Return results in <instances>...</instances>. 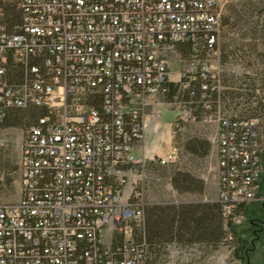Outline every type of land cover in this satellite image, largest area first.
Listing matches in <instances>:
<instances>
[{
    "label": "built area",
    "instance_id": "obj_1",
    "mask_svg": "<svg viewBox=\"0 0 264 264\" xmlns=\"http://www.w3.org/2000/svg\"><path fill=\"white\" fill-rule=\"evenodd\" d=\"M20 6L19 32L8 34L0 24V58L7 62L12 50L26 74L14 84L0 66V121L10 107L36 105L46 114L23 139L21 197L0 202V264H145V242L120 225L145 222L142 189L125 196L123 176L145 169L137 147L151 106L173 109L178 126L198 120V106L212 108L217 94L206 117L217 123L218 200L228 214L264 201V119L220 109L221 0H20ZM32 58L43 67L30 66ZM178 153L174 144L155 161L168 165ZM245 220L234 218L238 227ZM117 229L125 237L113 244Z\"/></svg>",
    "mask_w": 264,
    "mask_h": 264
},
{
    "label": "trees",
    "instance_id": "obj_2",
    "mask_svg": "<svg viewBox=\"0 0 264 264\" xmlns=\"http://www.w3.org/2000/svg\"><path fill=\"white\" fill-rule=\"evenodd\" d=\"M233 7V12L236 16L235 21L231 22V16L223 18V61L226 62L230 54L234 52L229 49L233 42L226 41L228 34L226 28L230 25L238 26L239 28L242 26V30L243 27H246L244 35L252 39L249 42L250 49L258 57H263L264 51H258L259 44H263L264 47L263 11L260 10L257 18H254L257 15L254 9L250 10L248 8L243 12L236 6L233 5ZM23 20L24 11L20 6V0H0V24L6 33L12 35L19 32ZM7 57L8 60L5 63L0 58V66L6 68L8 80L14 84L22 82L26 74L25 61L15 59L12 50L8 52ZM29 64L30 66L35 64L43 67V62L37 58H32ZM247 77L251 82H246V89H250L253 92L247 93L248 100L245 102L241 100L234 102V99L243 96V93L235 89L229 90L228 87H234V84H231L229 78L225 77L224 74L223 81L226 88L220 94L221 103L223 104L224 102L226 109L232 108L234 116L244 118L264 117V96H260L256 92L258 89L256 78L249 75ZM176 89L177 85L173 84L171 91L174 92ZM201 95L202 92L196 87L195 100L200 101ZM212 98L215 101L214 106L217 107V94H213ZM229 98L232 99V102L228 101ZM233 102L234 105L232 104ZM254 102H257V104L253 105ZM45 114L46 110L36 105L19 108L10 107L5 109V117L0 121V125L30 128ZM177 146L180 151V145L178 144ZM186 147L190 152L197 155L207 154L210 149V145H207L205 150L202 151L200 140L197 138L190 140ZM9 171V164L4 159L3 151L0 148V175L8 178ZM1 183L2 180H0ZM171 184L180 193H203L206 188L203 178L185 170L174 172ZM144 212V225L139 232L135 231V234H137L138 243L145 242V264H160L158 263L160 255L168 245L199 243L217 248L228 236L235 237V257L243 264H251L252 254L257 249L258 244L264 242V201H254L248 205L242 203L234 208L230 214L224 210L223 204L219 200L212 199L178 203H155L151 205L146 203ZM239 215L245 216L247 227L239 229L235 225L234 218ZM116 240L117 238L114 237L113 244L117 243Z\"/></svg>",
    "mask_w": 264,
    "mask_h": 264
},
{
    "label": "rangeland",
    "instance_id": "obj_3",
    "mask_svg": "<svg viewBox=\"0 0 264 264\" xmlns=\"http://www.w3.org/2000/svg\"><path fill=\"white\" fill-rule=\"evenodd\" d=\"M223 6L222 17L231 16V22L235 21L234 6L236 8L246 11L250 8L255 10L257 18L259 11L264 12V3H259L256 0H221ZM262 16L264 17V13ZM240 26V25H239ZM232 26L226 28L227 38L226 41L233 42L229 46L233 50L228 60L224 62L225 77L229 78L233 86L228 87L229 90H239L243 96L234 99L236 101L245 102L248 100L247 93H251L250 89H246L247 83L251 82L247 75L256 78L257 94L264 96V56L258 57L256 53L250 49L249 42L251 38L244 35L246 27ZM248 28V27H247ZM245 36V37H244ZM236 49V51H235ZM258 51H264L263 44H259ZM180 65L176 62L172 64L174 74L180 70ZM224 76V75H223ZM247 82V83H246ZM242 86V87H240ZM228 101L232 102L229 98ZM234 102L232 103L234 105ZM254 102L253 105H256ZM212 108L214 106L212 104ZM210 107L198 106L199 119L196 121L180 122L176 125V112L167 106H151L147 108L148 112H154L157 117V122L161 123V132L163 133L165 127L171 123L173 134V145H180L181 149L178 153L176 161L160 166L155 158L147 160L145 169L139 168L134 171H128L123 178L127 181L124 188L125 196H128L131 191H139L142 189L144 201L151 205L155 203L173 202L176 200H196V199H212L218 200L219 198V177L217 169V123L210 120L206 115L212 110ZM220 109L225 111L228 115H233L234 110L226 109L225 104H220ZM264 119L263 116L259 117ZM154 124V123H153ZM29 128V127H28ZM28 128H20L16 126H2L0 125V148L3 151L4 159L9 164L8 178L0 175V202H16L21 197L20 180H19V166L22 154L23 139L27 135ZM158 134L154 131L151 132L148 144H153L157 141ZM197 138L200 140L202 151L205 150L207 145L210 149L207 154L197 155L187 149V144L190 140ZM139 156L142 153L137 151ZM177 170L189 171L196 176L205 180V191L203 193H180L176 190L171 180L174 172ZM141 179V183H140ZM262 184L264 186V155H263V173ZM125 229H132L133 236L137 240L136 232L142 228L136 222H127L120 225ZM247 227L246 221L240 224L239 229ZM111 225L105 230V238L107 241L111 239ZM117 238L116 242H120L125 237V232H120L119 229L115 230L112 236ZM236 246L235 237L228 236L217 247L213 248L206 244H172L165 247L164 252L160 255L158 263L160 264H243L234 255V247ZM251 264H264V242L258 244L257 249L251 256Z\"/></svg>",
    "mask_w": 264,
    "mask_h": 264
},
{
    "label": "crops",
    "instance_id": "obj_4",
    "mask_svg": "<svg viewBox=\"0 0 264 264\" xmlns=\"http://www.w3.org/2000/svg\"><path fill=\"white\" fill-rule=\"evenodd\" d=\"M144 121H145L144 136L141 144L137 147V151L141 152L142 156H144L146 160H152L159 156H165L170 152L171 147L173 145V134H172L171 123H169L165 127L162 133L161 123L157 122V117L155 116L154 112H148V110L144 115ZM152 131L156 132L158 136H157V141H155L151 145L148 144V140ZM198 200L205 201L208 199L176 200L173 202L178 203V202L198 201Z\"/></svg>",
    "mask_w": 264,
    "mask_h": 264
}]
</instances>
